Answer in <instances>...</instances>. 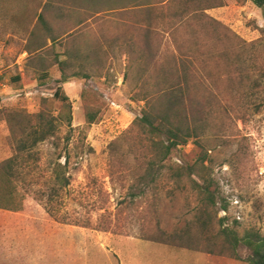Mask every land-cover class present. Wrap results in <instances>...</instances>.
I'll return each instance as SVG.
<instances>
[{
  "label": "rangeland",
  "instance_id": "rangeland-1",
  "mask_svg": "<svg viewBox=\"0 0 264 264\" xmlns=\"http://www.w3.org/2000/svg\"><path fill=\"white\" fill-rule=\"evenodd\" d=\"M80 9L87 23L73 28L56 52L63 61L81 42L80 53L91 57L68 68L67 84L60 83L51 48L43 55L53 66L41 79L38 60L21 56L23 45L0 46V162L15 154L8 114L33 119L44 111L57 118L59 86L73 107L72 125L60 121L57 137L40 143L20 170V209L0 211V264H31L50 254L67 264H248L245 247L241 259L221 252L218 220L227 217L231 227L238 222L239 235L250 229L264 235L262 11L246 0H86ZM150 28L154 60L147 59ZM190 62L197 67L196 95H210L206 165L229 203L217 214L187 178L177 183L170 171L146 196L131 197L147 160L136 147L134 122L145 105L138 98L153 87L159 68L175 63L182 70ZM242 68L252 72L241 84ZM86 108L97 112L94 124H87ZM181 150L168 167L195 160L193 141ZM59 163L71 184L50 200ZM187 232L201 241L189 242V249L165 243ZM204 236L214 253L206 252Z\"/></svg>",
  "mask_w": 264,
  "mask_h": 264
},
{
  "label": "trees",
  "instance_id": "trees-1",
  "mask_svg": "<svg viewBox=\"0 0 264 264\" xmlns=\"http://www.w3.org/2000/svg\"><path fill=\"white\" fill-rule=\"evenodd\" d=\"M130 1L140 3L147 0ZM246 1L252 2L259 8L264 17V0ZM85 3L86 0H49V6H46L45 11L49 7L51 18L48 21L45 13L40 16V23L44 32L48 33L49 38L54 43L51 51L60 69L61 84L69 83L70 77L66 74L68 68L74 66L76 62L86 63L91 57L89 52L80 53L79 50L85 44L81 42L76 48H72L73 50L65 52L64 55L67 58L63 61L60 60L61 55L56 52L57 43L61 42L63 38L70 37L75 28L82 27L87 23V17L85 18L83 13L79 11ZM147 18H150V12H147ZM152 33L154 32L151 28L147 29L148 60H154L156 53H158L153 51L150 45ZM44 52L42 51L37 56L39 57L38 61L35 60L34 62V66L39 67L43 73L41 79L49 77L45 70L53 66V64H50L48 57L43 55ZM150 68L147 64V69ZM196 68L194 62L183 64L182 70L175 63L168 68L163 66L155 71L156 81L153 87L147 89L146 94L139 96L138 100L144 101L145 105L141 115L134 122L135 128L138 129L135 140L136 147L141 148L140 155L145 159L147 158V160L139 186L133 187L131 197L135 199L146 196L150 189L158 185L164 171L168 173L170 171V177L177 180V183L187 178L199 192L205 204L214 208L217 214V212L228 211L229 203L223 197L219 184L206 165L209 157L204 147V141L213 118L209 109L211 107L208 106L210 95L204 93L201 94L200 98L196 95L198 87ZM249 69L244 72L242 68L241 84L245 78L250 77L252 71ZM71 77L88 78L87 75L83 74L82 76L73 74ZM83 98H85V101L87 100L86 94H83ZM54 99L62 106V111L57 118L44 111L34 116L33 119L20 114H8L6 116L12 130L15 154L11 158L0 162V211L16 212L20 209L21 202L15 199L17 197L16 183L21 176L20 170L25 169L29 162L35 159L34 150L40 143L57 137L60 121L67 123L69 127L72 125V103L62 86L56 89ZM97 118V112L86 108L87 124H94ZM191 141L195 145V160L185 161V164L177 166V168L168 167V161L172 156L176 152L182 151L181 148H185ZM54 175L56 186L50 190V200L58 197L60 191L71 184L70 177L66 174V165L57 164ZM198 219V222H200L203 217ZM218 222L220 225L219 234L224 240V245L221 248L222 253L241 259L238 251L239 248L245 247L250 251V256L245 259L246 263L264 264V235L256 229L247 230L243 235H239L236 230L238 222H235V226L231 227L227 225V217L219 219ZM204 237L207 242L206 252L214 253L216 247L210 246L211 240L209 237ZM194 238L195 236L187 232L180 236H174L173 240H166L165 243L179 248H185L188 243L186 248L189 249V242L197 244L201 241L194 240Z\"/></svg>",
  "mask_w": 264,
  "mask_h": 264
},
{
  "label": "crops",
  "instance_id": "crops-1",
  "mask_svg": "<svg viewBox=\"0 0 264 264\" xmlns=\"http://www.w3.org/2000/svg\"><path fill=\"white\" fill-rule=\"evenodd\" d=\"M49 0H0V46L7 51L17 49V44L23 45L22 55L27 58L39 59V54L54 46L53 41L45 33L40 23V16L46 14L51 18ZM16 45V47H15ZM37 56L35 57V55ZM54 255L43 256L31 264H67L55 261ZM69 264V263H68Z\"/></svg>",
  "mask_w": 264,
  "mask_h": 264
}]
</instances>
